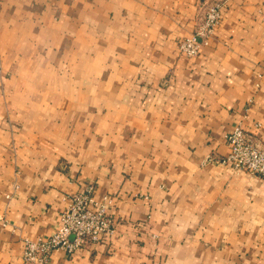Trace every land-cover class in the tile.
Instances as JSON below:
<instances>
[{
  "label": "crops",
  "instance_id": "obj_1",
  "mask_svg": "<svg viewBox=\"0 0 264 264\" xmlns=\"http://www.w3.org/2000/svg\"><path fill=\"white\" fill-rule=\"evenodd\" d=\"M237 125L264 145V0H0V264L88 185L115 233L51 264H264V174L219 163Z\"/></svg>",
  "mask_w": 264,
  "mask_h": 264
},
{
  "label": "built area",
  "instance_id": "obj_2",
  "mask_svg": "<svg viewBox=\"0 0 264 264\" xmlns=\"http://www.w3.org/2000/svg\"><path fill=\"white\" fill-rule=\"evenodd\" d=\"M220 19L219 4L207 5L199 18L200 25L196 32L178 45L180 54L188 58L196 57L200 48L208 44ZM225 142L228 154L219 161L221 165L229 164L234 171L252 176L264 174V145L255 144L240 125L226 135ZM114 205V199L109 196L97 199L91 185L80 193L68 196L66 206L60 214V225L52 235L23 240V261L25 264H51L50 258L57 251L70 256L81 248L97 245L102 239L111 238L115 228L109 211Z\"/></svg>",
  "mask_w": 264,
  "mask_h": 264
}]
</instances>
